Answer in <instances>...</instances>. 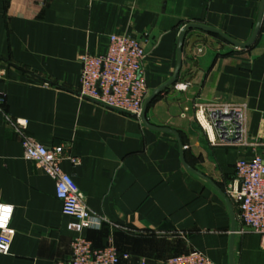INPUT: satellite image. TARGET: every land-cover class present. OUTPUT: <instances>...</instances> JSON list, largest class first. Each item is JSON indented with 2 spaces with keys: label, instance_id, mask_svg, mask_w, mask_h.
<instances>
[{
  "label": "crops",
  "instance_id": "crops-1",
  "mask_svg": "<svg viewBox=\"0 0 264 264\" xmlns=\"http://www.w3.org/2000/svg\"><path fill=\"white\" fill-rule=\"evenodd\" d=\"M262 2L0 0V204L12 206L15 230L0 264L68 262L74 235L54 181L23 158L8 118L25 120L26 134L40 144L65 146L66 154L78 158V164L63 160L61 168L100 221L82 235L95 247L112 241L128 254L118 264H165L189 250L230 264L231 214L221 192L235 218L234 264H263L264 256L255 255L259 236L238 233L237 204L228 195L237 159L264 156ZM259 19L256 37L243 48L212 31L184 32L177 77L145 112L149 125L177 137L78 95L80 55L104 53L111 34H129L141 43L149 96L172 79L185 26L208 27L244 44ZM210 102L247 105L250 145L228 148L208 140L195 106ZM252 253L250 262L243 258Z\"/></svg>",
  "mask_w": 264,
  "mask_h": 264
},
{
  "label": "built area",
  "instance_id": "built-area-1",
  "mask_svg": "<svg viewBox=\"0 0 264 264\" xmlns=\"http://www.w3.org/2000/svg\"><path fill=\"white\" fill-rule=\"evenodd\" d=\"M145 50L135 37L129 34H111L104 53L88 51L79 57L80 75L78 95L107 108L129 115L140 116L148 97L143 63ZM4 99L0 94V110ZM246 104L229 102L198 103L195 120L213 145L228 148H245L247 140ZM20 136L23 158L33 162L55 183V195L61 202L62 213L71 218L67 229L72 232L71 256L68 262L55 264H118L120 254L112 241L103 247H95L82 233L85 229L100 225L85 204L73 177L61 168L63 160L72 164L79 160L66 154L62 145L45 146L26 134L25 120H10ZM233 186L228 195L236 202L239 234L253 233L259 236V246L264 249V156L255 154L240 157L235 162ZM12 206L0 204V254L10 252L15 235L10 225ZM165 264H219L199 250L169 257Z\"/></svg>",
  "mask_w": 264,
  "mask_h": 264
},
{
  "label": "water",
  "instance_id": "water-1",
  "mask_svg": "<svg viewBox=\"0 0 264 264\" xmlns=\"http://www.w3.org/2000/svg\"><path fill=\"white\" fill-rule=\"evenodd\" d=\"M264 7V0L262 2V9ZM191 27H196V28H200V29H203V30H207V31H212V32H215L217 34H219L222 38H224L226 41H228L229 43H231L233 46L235 47H238V48H243V47H247L249 46L254 38L256 37L257 33H258V30H259V27H260V19L258 20V23L256 25V28L254 30V33L252 35V38L242 44V43H238V42H235L233 40H231L230 38H228L227 36H225L224 34H222L221 32L217 31V30H214V29H211V28H208V27H204V26H199V25H187L185 26L181 32H180V35H179V45H178V52H179V56H178V61H177V65H176V69H175V72H174V75L172 77V79L166 83L165 85L161 86L160 88H158L157 90H154L152 92L151 95H149L147 97V99L145 100L144 104H143V108H142V112L139 116L140 120L143 122V124L151 127V128H154V129H157V130H160V131H165V132H171L173 133L176 137H177V134L173 131V130H170L168 128H158V127H154V126H151L148 124V122L146 121V117H145V112H146V109H147V106L148 104L155 98V96L163 89L165 88L166 86L172 84L176 77H177V74H178V71H179V68H180V64H181V59H180V54H181V45H182V40H183V36H184V32L188 29V28H191ZM179 147H180V151H182V145L181 143H179ZM189 170H191L192 172L196 173L197 175L201 176V177H204L203 175H201L200 173L192 170L191 168H188ZM221 194L223 195L224 199L226 200L228 206H229V209H230V214H231V233H230V245H229V256H230V264H234V261H233V253H234V233H235V218H234V214H233V211H232V207H231V204L229 203L226 195L224 193L221 192Z\"/></svg>",
  "mask_w": 264,
  "mask_h": 264
},
{
  "label": "rangeland",
  "instance_id": "rangeland-1",
  "mask_svg": "<svg viewBox=\"0 0 264 264\" xmlns=\"http://www.w3.org/2000/svg\"><path fill=\"white\" fill-rule=\"evenodd\" d=\"M236 209H237V208H236ZM255 246H256V245H255ZM255 246H254V247H255ZM240 250H241V249L238 248V253H239L238 256H239V257H241V251H240ZM255 250H257V251L259 252V253H258V252H255V255H256V256H258V257H260V258H262V256H264V249H260L259 247H257V248H255ZM246 256H249V257L246 258ZM250 257H254V256H253V253H252V255H247V254H245L243 258H245L246 261L250 262V259H249ZM239 259H240V258H239ZM238 264H239V262H238ZM246 264H248V263L246 262ZM263 264H264V262H263Z\"/></svg>",
  "mask_w": 264,
  "mask_h": 264
}]
</instances>
